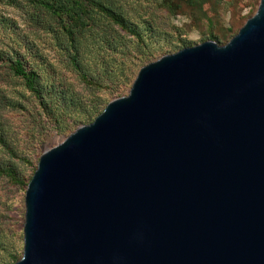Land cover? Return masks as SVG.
Wrapping results in <instances>:
<instances>
[{"label": "water", "instance_id": "95a60500", "mask_svg": "<svg viewBox=\"0 0 264 264\" xmlns=\"http://www.w3.org/2000/svg\"><path fill=\"white\" fill-rule=\"evenodd\" d=\"M22 237L12 264H264V0L43 150Z\"/></svg>", "mask_w": 264, "mask_h": 264}, {"label": "rangeland", "instance_id": "374dc122", "mask_svg": "<svg viewBox=\"0 0 264 264\" xmlns=\"http://www.w3.org/2000/svg\"><path fill=\"white\" fill-rule=\"evenodd\" d=\"M103 1L122 15L132 32L93 13L77 69L61 47L63 37L53 32V23L31 19V7L24 0H0V165L19 177L15 181L0 174V264H12L21 255L24 190L41 152L90 122L108 101L126 95L141 66L205 40L225 44L259 4ZM15 58L37 74L46 93L43 100L27 91L5 65Z\"/></svg>", "mask_w": 264, "mask_h": 264}, {"label": "trees", "instance_id": "16d2710c", "mask_svg": "<svg viewBox=\"0 0 264 264\" xmlns=\"http://www.w3.org/2000/svg\"><path fill=\"white\" fill-rule=\"evenodd\" d=\"M31 7V13L28 15L31 19L40 21L45 18L54 24L53 32L63 37L61 47L67 52V55L77 69L81 63L82 48L85 46V30L90 24H93L91 15L99 13L109 18L120 28L131 31L124 22L121 14L112 10L103 0H24ZM51 28V27H50ZM0 61L4 59L0 55ZM5 65L10 72L18 78L27 91L33 93L36 97L43 100L46 97L45 92H41L38 85V77L34 71L30 70L19 58L8 60ZM84 76V75H83ZM43 94V95H42ZM44 102V101H43ZM42 102V103H43ZM42 103H40L42 105ZM43 107V105H42ZM0 174L7 175L13 180H18L15 171L9 166L0 165Z\"/></svg>", "mask_w": 264, "mask_h": 264}]
</instances>
